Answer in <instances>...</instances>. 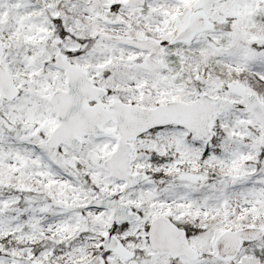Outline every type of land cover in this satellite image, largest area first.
<instances>
[{
	"label": "snow or ice",
	"instance_id": "6c2138e0",
	"mask_svg": "<svg viewBox=\"0 0 264 264\" xmlns=\"http://www.w3.org/2000/svg\"><path fill=\"white\" fill-rule=\"evenodd\" d=\"M0 264H264V0H0Z\"/></svg>",
	"mask_w": 264,
	"mask_h": 264
}]
</instances>
